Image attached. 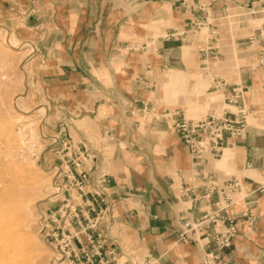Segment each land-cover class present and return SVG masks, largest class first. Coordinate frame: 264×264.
I'll return each mask as SVG.
<instances>
[{
  "label": "crops",
  "instance_id": "1",
  "mask_svg": "<svg viewBox=\"0 0 264 264\" xmlns=\"http://www.w3.org/2000/svg\"><path fill=\"white\" fill-rule=\"evenodd\" d=\"M12 1L31 6L24 18L33 34L50 40L48 61L55 74L67 75L64 81L70 83L80 78L103 85L106 74L111 85L120 86L122 49L141 42L139 50L129 51L139 56L142 65L137 72L130 71L129 86L135 95L122 98L131 104L144 100L137 85H152L150 72L154 70L195 75L198 66L210 67L217 79L212 87H219L223 94L218 113L203 115L192 110L188 116L182 98V107H164L142 131L133 121L135 116L115 104L121 99L118 96L112 98L110 109L96 114L101 137L96 145L105 159L103 185L115 200L120 239L137 251L139 260L203 264L206 252H220L229 264H264V68L258 63V49L264 41V0H210L220 34L215 51L207 55L199 50L196 55L191 48L201 33L192 24L198 14L197 0ZM1 4L7 6L11 0ZM44 22L48 27L42 29ZM217 61L223 74L215 73ZM128 69L123 66L125 72ZM234 86L244 89V101L251 109L246 131L227 138L219 155L206 150L196 163L190 146L174 130V119L230 115L237 108L228 101ZM165 111L176 115L164 117ZM255 115L258 124L250 122ZM208 179L216 184L215 189L209 190ZM233 181L238 184L228 192L227 184ZM225 193L231 202L220 216L234 218L237 228L230 247L219 251L213 241L214 234L226 228L217 217L179 238L181 219L198 221L215 209Z\"/></svg>",
  "mask_w": 264,
  "mask_h": 264
},
{
  "label": "rangeland",
  "instance_id": "2",
  "mask_svg": "<svg viewBox=\"0 0 264 264\" xmlns=\"http://www.w3.org/2000/svg\"><path fill=\"white\" fill-rule=\"evenodd\" d=\"M1 1L0 173L7 186L5 193L0 191V227L5 225L8 231L0 240V264H10V261L14 264L15 260L17 264H34L22 251L19 240L23 235L34 236L30 252H41L36 264H61L66 256L62 264H81L86 252L92 253L96 248L85 238V233L92 230L86 220L82 223L67 220L70 206L73 203L77 208L88 206L85 200L91 201L97 191L109 195L103 185L104 153L96 145L101 139L96 114L110 109L112 98L121 96L115 104L126 109L130 116L134 115L133 121L145 131L164 107H182L179 102L182 98L185 104L182 109L188 116L192 110L202 111L203 115L212 111L218 113L223 94L219 87H212L217 79L204 64L198 66L195 75L154 70L150 72L152 85H137L144 89L139 92L143 101L137 100L135 106L126 101L127 97L123 100L128 94L135 95L129 86L130 71L137 72L142 65L139 56L129 51L139 50L141 42L133 45L135 48L125 45L128 48L122 49L118 71L120 86L111 85L110 76L106 74L103 85H96L95 81L89 84L80 78L72 83L64 81L67 75L55 74L52 62L48 61L50 40L33 34L24 18L31 6L22 7L12 0L6 6ZM44 24L42 29L48 27L47 22ZM206 31L203 28L198 39ZM191 48L197 55L198 41ZM123 66L130 67L129 72H125ZM215 66V73L223 74L219 70L222 64L217 61ZM152 101H156L155 104ZM130 105L135 106V112ZM259 121L256 115L250 118L253 124ZM7 172L15 178L11 180ZM110 200L115 201L111 197ZM23 201L29 204L25 224L22 219L16 221L17 209ZM68 203L70 206L61 210ZM12 238L19 240L15 242ZM69 239L72 244L67 243ZM8 253L10 256L14 253L11 256L14 261Z\"/></svg>",
  "mask_w": 264,
  "mask_h": 264
},
{
  "label": "built area",
  "instance_id": "3",
  "mask_svg": "<svg viewBox=\"0 0 264 264\" xmlns=\"http://www.w3.org/2000/svg\"><path fill=\"white\" fill-rule=\"evenodd\" d=\"M195 7L198 10V14L192 21L194 31L201 32L203 28L207 29L203 37L198 39V50L200 53L207 55L208 51L210 53L215 51V44L220 34L215 25L217 15L214 13L210 0H197ZM258 63L264 68V41L258 49ZM228 98V101L234 103L237 107L236 111L231 112L230 115L224 112V114H210L200 119L187 118L186 115L174 119V130L190 146L196 163L202 160L203 153L206 150H210L215 156L219 155L227 138L242 136L246 131L251 109L244 101V89L240 86H234ZM175 115V111H165L163 113L164 117H175ZM207 181L209 190L215 189L216 184L212 179ZM237 184V181L229 182L227 184L228 192H231ZM261 188L264 189V185ZM230 202L231 196L225 193L222 200L215 203V209L207 211L198 221L191 222L188 219H181L182 225H180L179 229V238L182 239L189 236L191 231H194L197 225H200L205 220L217 217L220 218L222 223L226 224V228L217 231L213 236V241L219 251L230 247L237 232L236 222L234 218L229 216H220V213L225 210ZM85 204H88V206L77 208L75 203L72 206L68 203L61 208L63 210L64 207L70 206V214L67 218L70 222L82 223V221L86 220L87 227L90 226L92 228L90 232L85 233V238L96 249L92 253L86 252L85 260L81 264L152 263L151 260H139L137 251L120 239L121 228L117 226L115 221L114 202L110 200L107 193L97 191L91 201L89 198L85 200ZM242 214L246 215V213ZM79 241L81 242L80 238ZM67 243L72 244L70 239ZM68 254H70V251ZM73 261L71 260L70 262L73 263ZM202 262L203 264H229L223 259L220 252H206L203 255Z\"/></svg>",
  "mask_w": 264,
  "mask_h": 264
},
{
  "label": "bare ground",
  "instance_id": "4",
  "mask_svg": "<svg viewBox=\"0 0 264 264\" xmlns=\"http://www.w3.org/2000/svg\"><path fill=\"white\" fill-rule=\"evenodd\" d=\"M8 170V169H7ZM6 175H8L9 177H10V179L12 180V179H14L15 178V176H14V174H11V172H7V174ZM4 178V175L2 174V173H0V191L2 192V193H5L6 192V186L7 185H5V179H3ZM10 181V180H9ZM16 181H17V179H16ZM13 182V181H12ZM16 183V182H15ZM18 183V182H17ZM28 206H29V204H27L26 203V201H23V203H21L20 204V206H19V208L17 209V213H18V215L19 216H17V220L16 221H19L20 222V220L22 219V222H23V224H25L26 223V221H27V218H28V214H27V209H28ZM30 208V207H29ZM28 211H29V209H28ZM2 215V214H1ZM10 215H12V214H10ZM14 216V215H13ZM10 217V216H9ZM8 217V218H9ZM3 219V218H2ZM9 219H11V218H9ZM14 219H16V217L14 218ZM13 219V220H14ZM20 219V220H19ZM15 221V220H14ZM4 226L5 225H3V227H0V240L7 234V231L8 230H6V228H4ZM11 227H10V225H9V227H8V229H10ZM21 228V227H20ZM11 230V229H10ZM24 230V229H23ZM27 230V229H26ZM27 233V232H26ZM30 234V233H29ZM13 236V235H12ZM18 236V235H17ZM21 236V235H20ZM19 236V237H20ZM25 235H23V239H21V240H19V239H17V238H12V240H19V242L21 243V248H22V251H23V253L24 254H27L28 255V258L32 261V263H34V264H36V262H37V259L39 258V255H41V252H38V253H31L30 252V245L32 244L33 246H34V244H33V242H34V240H33V238L32 237H34L33 235H32V237H30L29 235L28 236H26V237H24ZM15 237V236H14ZM18 237V238H19ZM22 237V236H21ZM10 238V237H9ZM4 239V238H3ZM8 239V238H7ZM6 242V241H5ZM16 242V241H15ZM8 243H10L9 242V240H8ZM12 243V242H11ZM15 243H13V245H14ZM31 245V246H32ZM6 246V245H5ZM15 246V245H14ZM17 246V245H16ZM4 247V246H3ZM8 247V246H7ZM1 249V248H0ZM13 249V248H12ZM36 248H34V250H35ZM13 250H16V249H13ZM19 251H21V250H19ZM18 251V252H19ZM36 251V250H35ZM10 252V251H9ZM15 252V251H14ZM44 252H46V251H44ZM17 253V252H16ZM15 253V254H16ZM2 254V253H1ZM10 253H8V256H10L9 255ZM21 254V253H20ZM19 254V255H20ZM13 256H14V253L12 254ZM11 255V256H12ZM18 255V254H17ZM3 256V255H2ZM11 256H10V258H11ZM4 257V256H3ZM17 257V256H16ZM9 258V259H10ZM12 260L14 259V258H11ZM1 261V260H0ZM5 261V260H4ZM9 261V260H8ZM8 261H7V263H8ZM14 261V260H13ZM13 263V262H12ZM15 263H16V260H15ZM14 263V264H15ZM10 264H11V261H10ZM17 264V263H16ZM22 264H24V263H22Z\"/></svg>",
  "mask_w": 264,
  "mask_h": 264
}]
</instances>
